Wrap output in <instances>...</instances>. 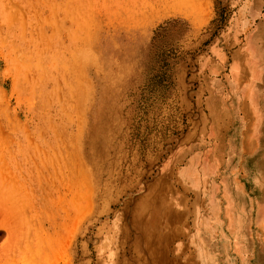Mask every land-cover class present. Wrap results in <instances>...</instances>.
<instances>
[{
    "label": "rangeland",
    "instance_id": "374dc122",
    "mask_svg": "<svg viewBox=\"0 0 264 264\" xmlns=\"http://www.w3.org/2000/svg\"><path fill=\"white\" fill-rule=\"evenodd\" d=\"M247 36L259 111L234 115L225 77L236 56L248 81ZM210 138L212 196L226 179L242 198L226 242L264 264V0H0V264H200L175 254L169 206L192 230L178 173ZM144 226L160 247L145 262Z\"/></svg>",
    "mask_w": 264,
    "mask_h": 264
},
{
    "label": "bare ground",
    "instance_id": "6f19581e",
    "mask_svg": "<svg viewBox=\"0 0 264 264\" xmlns=\"http://www.w3.org/2000/svg\"><path fill=\"white\" fill-rule=\"evenodd\" d=\"M244 52H245V62L250 70L249 78L247 79L248 81L245 82L243 80L244 79L243 63L236 56L231 57V60L228 64L227 74L225 77L226 82L229 85V91L232 93V111L234 115L238 114L236 113L238 109V104L244 99L249 100L256 114L259 111L258 108L256 107V101L253 98L255 95L254 96H252L253 94L250 95V86L252 85L253 80L257 78V73H258L257 71L258 53H257V49L253 46L249 36L245 38ZM215 69H216L215 66L212 68L210 67L211 71H214ZM207 134L208 136L211 135V129L208 130ZM248 141L253 146H257V142L253 143L252 137H250ZM206 147L207 148L204 149L201 156L198 157L191 156L187 161V163L185 164V166L179 171V173L177 172L178 176L180 177V180L182 181L181 184L182 189L183 190L190 189L193 193L192 196H194L195 203L198 201V204L191 211L190 209L188 210V213L190 212L193 214L192 225H191L192 230H188L187 227L179 225V223L181 222L180 221L181 215L183 214V212L187 213L186 208L183 205V202L180 201L173 202L171 204L172 207H169L170 215L173 218H176L178 222L177 226H174V229L172 230L174 236L177 235L174 247L179 249L180 247L192 248L195 253V256L194 255L193 256L200 264H232L231 261L228 260L223 261V256L225 255V253H228L227 251L230 246L228 245L226 240L221 237L222 235L220 236V230L221 228H223L226 234L227 232L232 233L234 230H236L237 232H241L243 225L240 221L241 212L239 206L242 198L239 193V189L236 188L237 186H232L231 184L225 182L226 179H223L222 200L225 203L224 217L221 221L220 217L215 215L213 208L210 207V201L213 198L212 197V188L214 187L213 182L216 177V171L214 169L213 162L215 161L218 153L222 150V146L214 138L213 140H211L210 138ZM227 153L230 157H232L237 155L238 151L237 150L231 151L229 149ZM259 169H260V164L257 161H253L250 165L244 166V172H246L247 174L254 173ZM262 181L264 183V175ZM165 183L168 188L171 187L170 185H173V183L171 182L170 183L165 182ZM250 188H252V185L250 186ZM159 202L160 205L163 206L164 204L163 196L159 198ZM256 214H257L256 221L257 220L259 221L260 216L262 215L261 217L262 220L260 219L261 220L260 224L264 226V208L259 209V213L257 212ZM223 221H225L224 224H222ZM149 233L150 231H147V227L144 226L143 228L144 245L141 247V252H142L141 257L143 258L144 262L147 260V256H149L152 252L153 253L159 252V248H160L158 245L159 243L158 240H155L152 243H150ZM169 235H171L170 232ZM238 249H240L239 246L235 247V250ZM237 261L239 264H247L246 260L240 255L237 257Z\"/></svg>",
    "mask_w": 264,
    "mask_h": 264
},
{
    "label": "crops",
    "instance_id": "0c3cea01",
    "mask_svg": "<svg viewBox=\"0 0 264 264\" xmlns=\"http://www.w3.org/2000/svg\"><path fill=\"white\" fill-rule=\"evenodd\" d=\"M246 143L249 147H248V149H250V144H249V141H248V138L247 137H245V140L243 139V140H241V143ZM242 148H243V144H242ZM246 153H248V150H247V152ZM224 174V173H223ZM223 176V175H222ZM256 180H258V176H256V175H254L253 176ZM245 178H246V176H245ZM255 179H254V181H255ZM244 182H245V180H244ZM172 183V182H171ZM246 183V182H245ZM247 184V183H246ZM258 183H256V182H254V188H258V186L259 185H257ZM248 185V184H247ZM219 190H220V192H221V194L220 195H217L215 198L213 197L212 198V200H214L215 199V202H212L211 204H212V207L213 206H217V207H213V211L215 212V215L216 216H218V217H220V219H221V221H222V208L224 207V202H223V200H222V194H223V192H222V190H223V185H222V183L219 185ZM253 190V189H252ZM252 190L251 189H249V191H250V193L252 194ZM213 195V194H212ZM263 195V194H262ZM262 195L260 196V197H257V198H261L262 197ZM252 196H253V194H252ZM254 197H256V196H254ZM169 207H172L171 205L169 206ZM252 209V208H251ZM251 209H249L248 210V212L249 213H251L250 212V210ZM249 213H246V215H248V216H250L249 215ZM248 223L245 225V227L246 228H248V225L250 224L251 226H252V219H250L249 221H247ZM256 223V222H255ZM222 224H223V222H222ZM257 224V223H256ZM258 229H259V227H258ZM222 235V236H221ZM220 236L223 238V239H225V240H227L228 241V243H229V245H230V237H228L227 236V234H226V232L224 231V229L223 228H221V230H220ZM175 248V247H174ZM180 249H182V248H180ZM180 249L179 248H175V254L176 255H184V254H187V255H194L195 256V253H194V251L192 250V249H189V251L188 252H183V251H180ZM177 250H179V251H177ZM184 250V249H183ZM228 253H225V255L223 256V257H227V259L226 260H228V261H231L232 262V264H239L238 263V261H237V259H236V253L234 252V250L231 248V247H229V249H228V251H227ZM230 256V257H229ZM229 257V258H228ZM225 261V260H224ZM235 261V262H234Z\"/></svg>",
    "mask_w": 264,
    "mask_h": 264
}]
</instances>
